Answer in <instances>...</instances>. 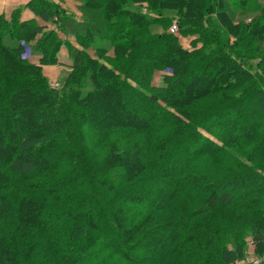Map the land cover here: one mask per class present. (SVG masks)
Masks as SVG:
<instances>
[{
	"label": "trees",
	"instance_id": "16d2710c",
	"mask_svg": "<svg viewBox=\"0 0 264 264\" xmlns=\"http://www.w3.org/2000/svg\"><path fill=\"white\" fill-rule=\"evenodd\" d=\"M76 1L27 5L61 88L59 32L0 19V264H264V6Z\"/></svg>",
	"mask_w": 264,
	"mask_h": 264
},
{
	"label": "crops",
	"instance_id": "0c3cea01",
	"mask_svg": "<svg viewBox=\"0 0 264 264\" xmlns=\"http://www.w3.org/2000/svg\"><path fill=\"white\" fill-rule=\"evenodd\" d=\"M31 0H0V19L3 18L6 21L10 22L13 18V15L16 11H20V22H33L38 27H46L47 30H57L58 26L57 24L51 22L50 14L44 13L43 15H40L34 11H32L30 8H28V3H30ZM56 5L61 7L64 11L71 13L75 15L78 19L80 18V13L78 9L76 8L77 2L76 0H52ZM46 17L50 19V22L46 21ZM57 21V18H55ZM45 32V31H44ZM43 32V33H44ZM59 36L64 41V45L61 47L60 53H59V62L61 65L57 66H44V72L47 76L46 72H53L52 70H55L56 77L59 76L60 69L63 71L65 65L71 64V57H70V50L69 45L71 44L73 47H78L76 38L73 36L66 37L62 30H59ZM40 37V34L38 38ZM35 42H32L33 45ZM70 43V44H69ZM39 57L35 56L34 61H38ZM58 79V77H57ZM252 252V251H251ZM243 262V261H242Z\"/></svg>",
	"mask_w": 264,
	"mask_h": 264
},
{
	"label": "rangeland",
	"instance_id": "374dc122",
	"mask_svg": "<svg viewBox=\"0 0 264 264\" xmlns=\"http://www.w3.org/2000/svg\"><path fill=\"white\" fill-rule=\"evenodd\" d=\"M77 2V1H76ZM255 3H258V2H260L263 6H264V0H256V1H254ZM78 6H79V3L77 2V5H76V8L78 9ZM145 13H146V10L144 9L143 10ZM80 13V12H79ZM80 15H81V13H80ZM253 18V15H252V13H247V14H245V15H241L240 16V20H244L245 21V19H246V22L247 23H250L251 22V19ZM239 20V21H240ZM174 26V25H173ZM168 31H171V29L170 30H168ZM185 42H187V44L186 45H188L189 46V43L188 42H190V40H186ZM185 45V46H186ZM29 55H26L25 56V58H27ZM28 59H33L34 60V56H32L31 55V57L30 58H28ZM48 66H54V65H48ZM53 72H46V74H47V76L45 75V72H44V69H43V74H44V76L50 81V86L52 87V88H56V85H60L61 83H60V80H61V78H62V75L63 74H65V73H68V72H64V70L62 71L61 69H60V71H59V76H57L58 77V79H57V77H56V72H55V70H52ZM161 73H158V74H156L155 75V77H154V84L155 85H159L160 84V82H161ZM59 88H61V85H60V87ZM249 107H252V106H249ZM247 109V108H246ZM109 115H111V113H108ZM108 114H106V115H108ZM123 114V113H122ZM109 117V116H108ZM108 117H106V118H108ZM115 118H117L116 116H114ZM120 119H123L124 118V116L122 115V116H120L119 117ZM118 118V119H119ZM101 119H102V117H101ZM110 125V123H109V121L108 120H106V122L105 121H101V122H98V127L99 128H97L98 130H100V131H103L104 130V128H106L107 126H109ZM6 144V143H5ZM194 174V170H192V171H190V175H193ZM169 190V189H168ZM147 192H148V194L149 195H154V192H153V190H152V188H149V189H147ZM148 194L145 192V195L146 196H148ZM252 251V252H251ZM249 255H252V256H255V257H257V258H261V257H259L257 254H256V252H255V247H254V245H249V248H248V251H247V254H246V257L247 256H249ZM245 257V258H246Z\"/></svg>",
	"mask_w": 264,
	"mask_h": 264
},
{
	"label": "built area",
	"instance_id": "2783aa9c",
	"mask_svg": "<svg viewBox=\"0 0 264 264\" xmlns=\"http://www.w3.org/2000/svg\"><path fill=\"white\" fill-rule=\"evenodd\" d=\"M171 31L172 32L178 31L176 24H174V26L171 27ZM27 55H29V53H27ZM56 87H59V85H56ZM241 264H262V261H261V259L255 257V256L249 255L243 260V262H241Z\"/></svg>",
	"mask_w": 264,
	"mask_h": 264
}]
</instances>
